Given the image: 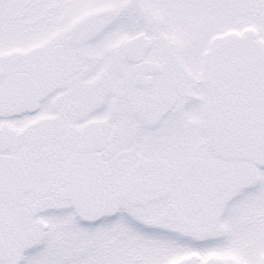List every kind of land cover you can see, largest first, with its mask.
I'll return each instance as SVG.
<instances>
[{
  "label": "snow or ice",
  "instance_id": "obj_1",
  "mask_svg": "<svg viewBox=\"0 0 264 264\" xmlns=\"http://www.w3.org/2000/svg\"><path fill=\"white\" fill-rule=\"evenodd\" d=\"M0 264H264V0H0Z\"/></svg>",
  "mask_w": 264,
  "mask_h": 264
}]
</instances>
